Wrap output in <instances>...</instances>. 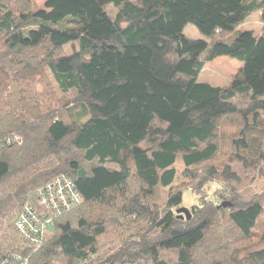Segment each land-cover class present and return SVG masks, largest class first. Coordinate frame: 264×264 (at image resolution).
<instances>
[{
  "label": "trees",
  "instance_id": "trees-1",
  "mask_svg": "<svg viewBox=\"0 0 264 264\" xmlns=\"http://www.w3.org/2000/svg\"><path fill=\"white\" fill-rule=\"evenodd\" d=\"M255 12L264 30V0H0V264H264V32L225 39ZM221 56L230 83L199 82ZM63 175L80 201L41 206Z\"/></svg>",
  "mask_w": 264,
  "mask_h": 264
},
{
  "label": "rangeland",
  "instance_id": "rangeland-1",
  "mask_svg": "<svg viewBox=\"0 0 264 264\" xmlns=\"http://www.w3.org/2000/svg\"><path fill=\"white\" fill-rule=\"evenodd\" d=\"M33 4V10H38L45 7L46 0H30ZM111 14L114 15V9L111 10ZM252 30L256 34H262L263 23L260 21L259 12L253 13L245 22L237 27L234 32H231L225 39L230 40L234 38L238 30ZM184 34L192 39H204L209 41L210 39L204 36L195 25L187 24L184 28ZM242 64L239 60L232 58L230 56H221L215 59L214 61L208 63L205 68L200 72L198 76L199 82H208L215 86H225L228 85L233 78V76L238 72ZM264 186V179L259 178L256 182L252 184L253 188H261ZM211 187H215L214 184ZM198 204V196L191 189H185L183 193V202L182 207L190 208L191 206ZM197 234L192 236L184 237L179 240H176L172 243L173 246L179 247L184 244L192 243ZM250 264V263H244Z\"/></svg>",
  "mask_w": 264,
  "mask_h": 264
},
{
  "label": "built area",
  "instance_id": "built-area-1",
  "mask_svg": "<svg viewBox=\"0 0 264 264\" xmlns=\"http://www.w3.org/2000/svg\"><path fill=\"white\" fill-rule=\"evenodd\" d=\"M38 196L41 206L50 207L53 205L55 208L58 207V200L63 206H69L71 203L80 201V194L72 186L71 180L64 175L57 177L55 182L47 184L44 189L39 191ZM41 221L44 219L37 215L33 207L27 206L26 211L22 213L17 222V229L22 236L28 237L30 232L36 231V227Z\"/></svg>",
  "mask_w": 264,
  "mask_h": 264
},
{
  "label": "water",
  "instance_id": "water-1",
  "mask_svg": "<svg viewBox=\"0 0 264 264\" xmlns=\"http://www.w3.org/2000/svg\"><path fill=\"white\" fill-rule=\"evenodd\" d=\"M177 214H179L181 217H183V215H187L189 218L190 217V210L186 207H182V208H179L177 210Z\"/></svg>",
  "mask_w": 264,
  "mask_h": 264
},
{
  "label": "crops",
  "instance_id": "crops-1",
  "mask_svg": "<svg viewBox=\"0 0 264 264\" xmlns=\"http://www.w3.org/2000/svg\"><path fill=\"white\" fill-rule=\"evenodd\" d=\"M242 63V62H241ZM242 66V64H240V67Z\"/></svg>",
  "mask_w": 264,
  "mask_h": 264
}]
</instances>
